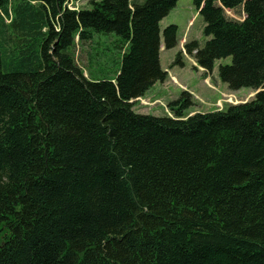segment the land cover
I'll return each instance as SVG.
<instances>
[{"label": "trees", "instance_id": "trees-1", "mask_svg": "<svg viewBox=\"0 0 264 264\" xmlns=\"http://www.w3.org/2000/svg\"><path fill=\"white\" fill-rule=\"evenodd\" d=\"M70 1L0 0V264H264L258 0L240 22L193 0L206 40L183 46L253 99L186 115L182 92L163 116L134 100L167 78L178 0Z\"/></svg>", "mask_w": 264, "mask_h": 264}, {"label": "rangeland", "instance_id": "rangeland-1", "mask_svg": "<svg viewBox=\"0 0 264 264\" xmlns=\"http://www.w3.org/2000/svg\"><path fill=\"white\" fill-rule=\"evenodd\" d=\"M89 1L68 2L67 7L81 9L87 7ZM249 1L251 0H238L234 8L224 5L222 0H217L216 5L222 8L228 19L240 22L250 16ZM255 8L258 9L257 14H263L264 0H258ZM169 25L177 27L178 43L175 48L165 50L162 31ZM159 29L161 44L159 61L161 69L167 72V78L163 83H155L142 98L134 102V110L137 113L152 116L170 115L167 103L178 99L182 92L190 95L192 104L185 111L186 115L225 110L229 105L253 99L255 94L253 90L242 88L230 91L226 84L218 79V65L229 63V59L217 62L215 69L211 73H206L197 66L192 56L185 52L184 42L197 41L202 47L206 40L202 33L203 20L196 11L193 0H178L174 8L160 21ZM82 59L85 60L83 56Z\"/></svg>", "mask_w": 264, "mask_h": 264}, {"label": "crops", "instance_id": "crops-1", "mask_svg": "<svg viewBox=\"0 0 264 264\" xmlns=\"http://www.w3.org/2000/svg\"><path fill=\"white\" fill-rule=\"evenodd\" d=\"M161 48V47H160Z\"/></svg>", "mask_w": 264, "mask_h": 264}]
</instances>
